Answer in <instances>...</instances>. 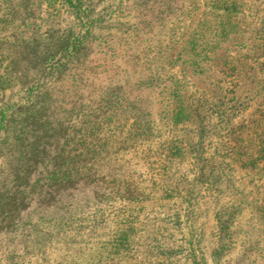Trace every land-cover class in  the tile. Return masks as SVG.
I'll return each mask as SVG.
<instances>
[{
  "label": "rangeland",
  "instance_id": "obj_1",
  "mask_svg": "<svg viewBox=\"0 0 264 264\" xmlns=\"http://www.w3.org/2000/svg\"><path fill=\"white\" fill-rule=\"evenodd\" d=\"M0 264H264V0H0Z\"/></svg>",
  "mask_w": 264,
  "mask_h": 264
}]
</instances>
